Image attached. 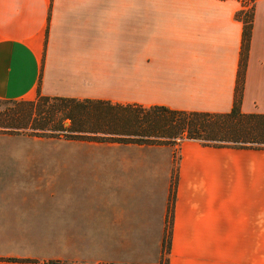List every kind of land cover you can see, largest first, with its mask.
Wrapping results in <instances>:
<instances>
[{"label": "crops", "instance_id": "crops-1", "mask_svg": "<svg viewBox=\"0 0 264 264\" xmlns=\"http://www.w3.org/2000/svg\"><path fill=\"white\" fill-rule=\"evenodd\" d=\"M242 7L240 0H0V99L35 100L40 90L120 107L229 112ZM241 109L264 113V0L255 4ZM69 145L60 150L61 183L34 187L84 196L15 197L31 183L0 177V264H160L168 232L165 264H264V148L195 139Z\"/></svg>", "mask_w": 264, "mask_h": 264}, {"label": "rangeland", "instance_id": "rangeland-1", "mask_svg": "<svg viewBox=\"0 0 264 264\" xmlns=\"http://www.w3.org/2000/svg\"><path fill=\"white\" fill-rule=\"evenodd\" d=\"M65 104H68L69 108H63ZM74 106H76L74 103L62 100H51L46 103L38 99L30 101L0 99V177L8 181L19 180L31 183L17 189L13 193L15 197L37 196L38 198L59 199L68 195L84 196L86 190L83 189L70 190L65 187L61 189V185L59 187H44V185L36 190L34 186L39 181L48 182L50 180L57 182L58 185L61 183L60 150L69 149L70 142L124 143L135 139L128 134L133 129L128 128V125H125L126 122L120 121V118L115 117L114 119L112 112L109 111V116H105L103 110L94 104H78L77 109L72 110ZM141 112L140 115L145 117ZM68 115H72V118ZM28 149L53 153H34L26 151ZM58 174V179H48L50 175L57 176ZM76 175L77 173L74 174L75 178ZM50 190H53L52 196L49 195ZM100 192V196H103L102 188ZM166 251L160 264L166 262Z\"/></svg>", "mask_w": 264, "mask_h": 264}, {"label": "trees", "instance_id": "trees-1", "mask_svg": "<svg viewBox=\"0 0 264 264\" xmlns=\"http://www.w3.org/2000/svg\"><path fill=\"white\" fill-rule=\"evenodd\" d=\"M240 1L243 7L237 12V16L244 21V38L235 101L229 112L184 111L163 105L151 106L149 108L140 106L133 107L131 105L120 107L105 101L90 102L71 98L45 96L41 94L40 90L38 91L37 99L43 100L46 103L51 100H62L74 103L76 106L72 110H76L78 104L93 103L103 110L102 112L105 113V116H109L110 111L114 119L115 117L120 118V121L126 122L125 125L132 126L134 133L139 137L141 136L140 138L129 140L133 142H166L176 144L184 139H195L206 145L264 148V113H245L241 109L252 37L254 10L257 0ZM63 108L67 109L69 105L65 104ZM140 111H142L141 113L145 117L140 115ZM68 117L72 118V115H68ZM125 117L127 120L124 119ZM170 241V232H168L164 241L165 248L167 247V253L170 248Z\"/></svg>", "mask_w": 264, "mask_h": 264}]
</instances>
